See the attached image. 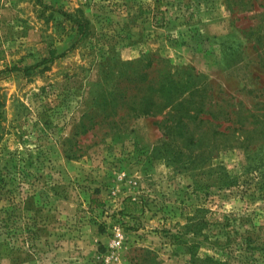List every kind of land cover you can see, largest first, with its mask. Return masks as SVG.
Returning <instances> with one entry per match:
<instances>
[{"label": "rangeland", "instance_id": "obj_1", "mask_svg": "<svg viewBox=\"0 0 264 264\" xmlns=\"http://www.w3.org/2000/svg\"><path fill=\"white\" fill-rule=\"evenodd\" d=\"M149 55L208 76L252 142L187 171L157 119L109 114L103 87ZM2 70L0 264H188L185 226L199 258L264 264V0H0Z\"/></svg>", "mask_w": 264, "mask_h": 264}, {"label": "trees", "instance_id": "obj_2", "mask_svg": "<svg viewBox=\"0 0 264 264\" xmlns=\"http://www.w3.org/2000/svg\"><path fill=\"white\" fill-rule=\"evenodd\" d=\"M62 15L66 20L74 23L80 36L87 34L88 20L75 18L69 13ZM62 56L64 54L57 56L56 51L51 50L49 58L45 59L44 63ZM132 65L131 68L113 75L111 81L103 87L100 95L104 102L102 106L105 109L108 107L109 114L113 116L122 113L124 116L129 114L128 116L134 118L157 119L155 124L163 134L160 141L164 149L162 154L172 163H183L182 170L190 171L197 167L199 159L205 153L213 155L217 149L235 148L237 144L249 145L252 142V138L246 135L248 130L244 129V119L247 116L242 117L241 112L236 110L238 104L228 108L229 104L222 106L217 103L218 95L215 94L208 76L194 68L185 70L182 67H176L169 59L156 55H149L143 60L135 61ZM4 74L5 71H0V77ZM218 94L223 93L220 91ZM256 119L254 123L256 125L253 128L255 132L257 125L264 122V115H256ZM228 122L231 125L224 128V124ZM221 136L228 137L227 139L230 140L225 142ZM128 201L127 199L125 202ZM128 208L129 206L126 205L121 213H129ZM190 232L189 227L185 226L183 231L174 236L177 242L189 245L192 258L188 264H227L211 256L199 258L193 251L198 250L202 244L195 238L200 237V233H194V242L188 244L187 238ZM164 233L170 232L164 231ZM254 250L258 251L257 248ZM142 251L145 256L151 254L148 250ZM144 255L132 259L137 261L136 264L148 263V258H142Z\"/></svg>", "mask_w": 264, "mask_h": 264}, {"label": "built area", "instance_id": "obj_3", "mask_svg": "<svg viewBox=\"0 0 264 264\" xmlns=\"http://www.w3.org/2000/svg\"><path fill=\"white\" fill-rule=\"evenodd\" d=\"M118 244H119V242H118Z\"/></svg>", "mask_w": 264, "mask_h": 264}]
</instances>
